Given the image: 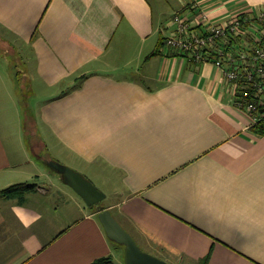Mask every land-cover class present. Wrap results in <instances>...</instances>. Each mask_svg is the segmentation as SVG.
<instances>
[{
	"label": "crops",
	"instance_id": "obj_1",
	"mask_svg": "<svg viewBox=\"0 0 264 264\" xmlns=\"http://www.w3.org/2000/svg\"><path fill=\"white\" fill-rule=\"evenodd\" d=\"M262 5L0 0V55L22 58L33 95L25 110L9 65L0 70V192L35 186L0 195V264L124 262L97 208L81 199L69 222L73 189L42 162L112 187L113 201L98 207L168 264H264V136L215 66L195 69L162 47L149 57L176 14L221 20Z\"/></svg>",
	"mask_w": 264,
	"mask_h": 264
},
{
	"label": "built area",
	"instance_id": "obj_2",
	"mask_svg": "<svg viewBox=\"0 0 264 264\" xmlns=\"http://www.w3.org/2000/svg\"><path fill=\"white\" fill-rule=\"evenodd\" d=\"M166 26L165 52L195 69L215 66L249 128L264 124V5L221 20L205 12L176 14Z\"/></svg>",
	"mask_w": 264,
	"mask_h": 264
},
{
	"label": "water",
	"instance_id": "obj_3",
	"mask_svg": "<svg viewBox=\"0 0 264 264\" xmlns=\"http://www.w3.org/2000/svg\"><path fill=\"white\" fill-rule=\"evenodd\" d=\"M51 165L59 173L63 174L65 183L84 201L86 206H95L98 209V220L107 238L114 243L124 246L125 264H168L164 260L143 251L132 236L115 220L109 210L98 207L105 198V194L93 183L83 175L59 163L51 162Z\"/></svg>",
	"mask_w": 264,
	"mask_h": 264
},
{
	"label": "rangeland",
	"instance_id": "obj_4",
	"mask_svg": "<svg viewBox=\"0 0 264 264\" xmlns=\"http://www.w3.org/2000/svg\"><path fill=\"white\" fill-rule=\"evenodd\" d=\"M9 65V70L11 71V74L13 75V79H14V85L17 89V92L19 93V95L21 94V100H22V106L25 110H27L32 102L33 99V95H31L28 91V85H32L28 84V82H25L23 79L21 80L19 73H21V71L24 70V62L22 61V58L18 57V55L12 53L10 55L4 56V55H0V70L1 69H5L7 66ZM57 91V90H55ZM37 92V91H36ZM28 115V113H27ZM35 145H33V149L34 152H40L42 153L43 157L45 156V158L47 157L49 158H53L54 154L45 150L46 148L40 149L38 150L36 147H34ZM46 158V159H47ZM61 160V159H60ZM61 162H64L61 160ZM53 167V166H52ZM50 165L45 164L44 162H42V169L44 171H48L52 177L55 176L57 173L58 175H62V173H59L57 170H55L54 168H52ZM49 179V178H48ZM93 182H95L94 184L99 188L100 191H102V193L105 194V198L104 200L101 202L102 205H107L109 203H111L113 201V197L111 196V189L112 187L108 186V184L104 183L101 179L93 177L91 179ZM58 186H61V184H58ZM47 187L52 190V191H57L56 187H53L51 185L47 184ZM72 196V198H71ZM69 211L71 212V214L69 215V222L78 219L81 216L80 213V209H82V207H85L84 204L82 203L81 198L72 190L69 189ZM121 264H125L123 261H121Z\"/></svg>",
	"mask_w": 264,
	"mask_h": 264
},
{
	"label": "trees",
	"instance_id": "obj_5",
	"mask_svg": "<svg viewBox=\"0 0 264 264\" xmlns=\"http://www.w3.org/2000/svg\"><path fill=\"white\" fill-rule=\"evenodd\" d=\"M162 47V39L159 41V47L155 51H153L149 57L155 56L159 54V51ZM161 53V51H160ZM254 134L258 136H264V124H258L255 127L251 128ZM34 185L28 184V183H22L18 185H14L10 188H7L0 192V195L6 196V197H13V196H22L26 192L34 190ZM90 264H112L111 257H102L94 260ZM202 264H208V259L206 258L203 260Z\"/></svg>",
	"mask_w": 264,
	"mask_h": 264
},
{
	"label": "flooded vegetation",
	"instance_id": "obj_6",
	"mask_svg": "<svg viewBox=\"0 0 264 264\" xmlns=\"http://www.w3.org/2000/svg\"><path fill=\"white\" fill-rule=\"evenodd\" d=\"M95 207V206H94Z\"/></svg>",
	"mask_w": 264,
	"mask_h": 264
}]
</instances>
